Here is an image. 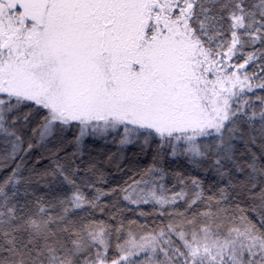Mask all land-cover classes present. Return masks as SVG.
Listing matches in <instances>:
<instances>
[{
  "label": "snow or ice",
  "instance_id": "obj_1",
  "mask_svg": "<svg viewBox=\"0 0 264 264\" xmlns=\"http://www.w3.org/2000/svg\"><path fill=\"white\" fill-rule=\"evenodd\" d=\"M0 264H264V0H0Z\"/></svg>",
  "mask_w": 264,
  "mask_h": 264
},
{
  "label": "trees",
  "instance_id": "obj_2",
  "mask_svg": "<svg viewBox=\"0 0 264 264\" xmlns=\"http://www.w3.org/2000/svg\"><path fill=\"white\" fill-rule=\"evenodd\" d=\"M86 151H91L93 156L103 159L110 152H115V145L111 143H104L103 141L89 142ZM120 159H122L125 164L136 166L146 163L149 157H146L143 153H141L136 146H129L125 150V152L120 156ZM104 166L109 172L115 175V169L113 166L107 164V162H105ZM174 167H179L182 170L187 171L183 162L174 165ZM199 175L203 176V173L201 172L199 173ZM205 180L206 182H210L212 180L211 175L207 176ZM113 183H115V181H113Z\"/></svg>",
  "mask_w": 264,
  "mask_h": 264
}]
</instances>
